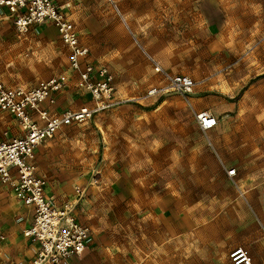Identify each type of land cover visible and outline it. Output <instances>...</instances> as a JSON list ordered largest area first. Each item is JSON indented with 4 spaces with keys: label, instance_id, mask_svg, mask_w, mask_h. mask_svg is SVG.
<instances>
[{
    "label": "rangeland",
    "instance_id": "374dc122",
    "mask_svg": "<svg viewBox=\"0 0 264 264\" xmlns=\"http://www.w3.org/2000/svg\"><path fill=\"white\" fill-rule=\"evenodd\" d=\"M53 1L88 47L94 81L104 69L113 87L102 97L107 107L35 151L49 192L58 204L76 203L90 229L80 256L87 264H232L229 252L241 244L229 243L241 227L255 222L264 236V0ZM14 19L0 5V82L34 87L65 74L55 102L43 105L54 114L94 106L56 22L19 31ZM163 71L192 77L195 94L172 90ZM191 95L197 109L214 112L211 131L199 127ZM20 134L16 119L0 114V142ZM32 217L0 180V264L24 263Z\"/></svg>",
    "mask_w": 264,
    "mask_h": 264
},
{
    "label": "built area",
    "instance_id": "2783aa9c",
    "mask_svg": "<svg viewBox=\"0 0 264 264\" xmlns=\"http://www.w3.org/2000/svg\"><path fill=\"white\" fill-rule=\"evenodd\" d=\"M0 0L10 13L19 31H26L33 22L54 20L61 39L68 47V61L71 69L79 72L80 85L86 88L96 100L92 107L76 110L67 109L60 114L52 113L43 103L55 102L54 94L67 84V76L59 74L39 82L34 87L8 86L0 82V114L12 115L19 125L21 134L0 142V180L8 185L14 197L24 206L32 209L33 217L24 230L25 238L35 246L28 264H61L80 256L89 240L90 229L78 218L73 201L58 204L49 192L44 176L37 172L34 162L39 145L52 138L63 126L92 117L98 110L107 107L102 97L112 90L111 77L94 81L93 66L85 58L88 47L79 42L73 23L59 12L53 0ZM26 10V13L20 11ZM161 69V68H159ZM163 70V69H161ZM169 81L168 87L181 94H188L196 82L185 74L170 75L163 71ZM160 91L149 90V94ZM199 127L208 131L216 125V117L210 109L196 113ZM236 174V169L229 171ZM232 264H256L245 247L239 246L229 252ZM9 264H19L11 262Z\"/></svg>",
    "mask_w": 264,
    "mask_h": 264
},
{
    "label": "crops",
    "instance_id": "0c3cea01",
    "mask_svg": "<svg viewBox=\"0 0 264 264\" xmlns=\"http://www.w3.org/2000/svg\"><path fill=\"white\" fill-rule=\"evenodd\" d=\"M198 83V82H196ZM197 85V84H196ZM195 86V85H194ZM194 88V87H193ZM193 90V89H192ZM191 94H195V91L193 90ZM190 96V99H192L193 103L196 104L194 110V113H197L203 109H197V102L198 98L197 96ZM214 114V112L212 111ZM215 115V114H214ZM211 131V130H208ZM207 132V131H206ZM30 224V223H29ZM28 224V225H29ZM242 231V236L238 234L237 237L235 238V242L233 240L232 243H229V245L235 244V243H240L242 247H245L246 249L249 250L254 262L256 264H264V236L262 235L260 229L256 226L255 222H249L248 225L245 227H241ZM239 232V231H237ZM25 238V237H24ZM25 245H24V255L20 256L21 262H24L23 264H28L30 258L33 256L34 251H35V246H33L29 241L25 238ZM236 246V247H239ZM89 263V260L84 257V255L80 257H76L74 259L70 260L69 264H87Z\"/></svg>",
    "mask_w": 264,
    "mask_h": 264
},
{
    "label": "bare ground",
    "instance_id": "6f19581e",
    "mask_svg": "<svg viewBox=\"0 0 264 264\" xmlns=\"http://www.w3.org/2000/svg\"><path fill=\"white\" fill-rule=\"evenodd\" d=\"M14 0H8L7 2L8 3H10V2H13ZM123 19H124V17H123ZM124 21L126 22V20L124 19ZM126 25L128 26V24L126 23ZM130 32L132 33V35H133V37H134V39H135V41H136V43L139 45V47L150 57V58H152L151 57V55L144 49V47H143V45L140 43V41L138 40V38H137V36L134 34V32L132 31V30H130ZM157 65H158V67L159 68H161V69H163L162 68V66L161 65H159L158 63H156ZM231 169H229V171H230Z\"/></svg>",
    "mask_w": 264,
    "mask_h": 264
}]
</instances>
